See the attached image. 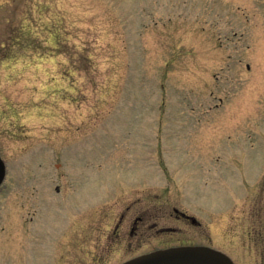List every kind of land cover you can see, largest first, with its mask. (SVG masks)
<instances>
[{
    "label": "rangeland",
    "instance_id": "obj_1",
    "mask_svg": "<svg viewBox=\"0 0 264 264\" xmlns=\"http://www.w3.org/2000/svg\"><path fill=\"white\" fill-rule=\"evenodd\" d=\"M262 81L264 0H0V264L53 262L19 245L34 225L58 245L53 264H70L65 247L85 264L145 248L115 259L81 231L115 172L180 204L264 210ZM82 172L104 174L84 200ZM235 246L264 264V237L262 257Z\"/></svg>",
    "mask_w": 264,
    "mask_h": 264
},
{
    "label": "flooded vegetation",
    "instance_id": "obj_2",
    "mask_svg": "<svg viewBox=\"0 0 264 264\" xmlns=\"http://www.w3.org/2000/svg\"><path fill=\"white\" fill-rule=\"evenodd\" d=\"M258 62L262 63V61ZM241 74L243 75L241 76ZM238 81H242V83L245 81V73H240ZM258 89L259 91L264 90V81L258 83L256 90ZM259 104L263 110L264 98H259ZM64 175L66 179L68 173ZM89 175L87 172H82L83 179L88 176L95 180L90 184L86 182L82 184L80 189L81 200L87 197L88 191L93 192V188L95 191L103 190L104 174L99 172L92 176ZM110 175V177H106L109 181V188L105 190L107 193L109 192L106 196L110 197L105 199L103 203L83 204L81 206L79 218L83 220L80 226L81 231L84 230L82 233L88 236L91 232L97 242L103 243L100 252H104V249L109 250L110 245H113L114 250L111 252L115 259L124 256L131 250L129 247L132 243L147 245L141 250L138 248L140 245L135 246L132 248L134 249L133 254L117 260L113 264H119L158 249L187 246L196 249L197 255L204 261L208 258L210 249H214L224 253L234 264H241L238 262V257L231 253H235L236 249V246L231 247V240L238 242L241 253L246 249V244L249 243L255 258L257 256L262 257L258 245L264 237V210L260 203L254 204V207L251 205L248 210L243 204L236 209L226 203L215 205L210 201H195L191 205L180 204L167 197V190L160 193L152 192L150 185L141 184L139 187L120 188L117 183V173ZM134 178L136 179V176ZM54 189L57 192L63 190L59 185H56ZM200 193L201 189H195L193 196L197 198ZM204 195L208 196V193L206 192ZM117 196H131V198L126 199ZM65 213L67 217V212L65 211ZM69 214L72 216L70 212ZM88 215L92 217L87 219ZM103 224L106 227H103ZM32 229L30 230V232L32 231L30 240L25 241L21 237L22 240H20L19 245H28L30 250L39 249L37 257L54 262L58 245L53 246L52 244L51 247L47 245V239L50 236L48 230L42 232V229L35 225L32 226ZM45 240L47 244L43 245L42 241ZM122 250L123 252L120 253ZM71 252L73 253L74 250ZM62 255L66 256V260H68L66 263L77 264L75 260L79 261V259H81L80 264L86 263L84 257L79 256L77 259L76 256L66 251V247ZM70 260L72 262H69Z\"/></svg>",
    "mask_w": 264,
    "mask_h": 264
},
{
    "label": "water",
    "instance_id": "obj_3",
    "mask_svg": "<svg viewBox=\"0 0 264 264\" xmlns=\"http://www.w3.org/2000/svg\"><path fill=\"white\" fill-rule=\"evenodd\" d=\"M5 165L0 157V184L5 176ZM193 247H175L156 250L130 259L122 264H233L223 253L210 250L204 261Z\"/></svg>",
    "mask_w": 264,
    "mask_h": 264
},
{
    "label": "bare ground",
    "instance_id": "obj_4",
    "mask_svg": "<svg viewBox=\"0 0 264 264\" xmlns=\"http://www.w3.org/2000/svg\"><path fill=\"white\" fill-rule=\"evenodd\" d=\"M256 85H258V84H256ZM245 87H246V85L244 86V89H245ZM256 88H257V86H255V90H256ZM244 92H245V90H244ZM252 92V91H251ZM249 94V93H248ZM245 95V94H244ZM250 95V94H249ZM247 96V95H246ZM207 156V155H206Z\"/></svg>",
    "mask_w": 264,
    "mask_h": 264
}]
</instances>
